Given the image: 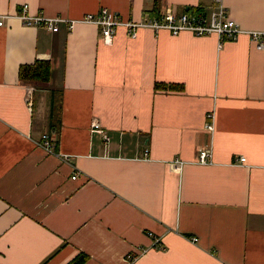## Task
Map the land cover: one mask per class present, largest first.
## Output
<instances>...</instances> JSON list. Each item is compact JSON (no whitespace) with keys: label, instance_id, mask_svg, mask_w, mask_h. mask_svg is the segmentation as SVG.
Listing matches in <instances>:
<instances>
[{"label":"crops","instance_id":"crops-1","mask_svg":"<svg viewBox=\"0 0 264 264\" xmlns=\"http://www.w3.org/2000/svg\"><path fill=\"white\" fill-rule=\"evenodd\" d=\"M224 2L244 30L264 31V0ZM214 5L0 0V264H264V49L124 28L106 45L79 21ZM24 6L66 21L27 26ZM36 61L50 63L48 81L21 80ZM200 150L212 164H196Z\"/></svg>","mask_w":264,"mask_h":264},{"label":"built area","instance_id":"built-area-1","mask_svg":"<svg viewBox=\"0 0 264 264\" xmlns=\"http://www.w3.org/2000/svg\"><path fill=\"white\" fill-rule=\"evenodd\" d=\"M215 7L207 13L198 9H188L187 11H178L173 8H168L162 15L158 17H145L141 21H128L122 19V17L108 8H102L98 13L88 14L83 17L81 22L92 23L101 29V40L104 44L110 45L113 43L115 36L120 28L126 29L128 36L131 39H136L141 30L147 29L158 34L162 31L170 33L173 37H177L182 33H190L198 38L204 37H217L220 41V45L228 41H238L242 36H248L258 50L264 49V31L244 30L236 21H234L228 8L225 5L224 0H215ZM26 11L24 6L21 10L22 14L17 15L16 18L22 20L27 26H40L43 25L49 31L58 32L59 25L66 20L54 17L49 18L44 15L29 16L23 12ZM8 17L0 16V26L4 24V19ZM79 21H68L73 25ZM212 117V116H211ZM96 132L100 134L106 142H109V136L103 128H100L97 122L94 123ZM208 130L213 132L214 125L211 123ZM47 153H55V144L51 136L45 135L43 140L39 144ZM240 164L246 165L247 159L241 157L239 159ZM213 163V157L211 153L200 150L196 164L210 165ZM187 165L186 161L176 160L171 163L172 167L176 169H182ZM153 237V235H151ZM155 246L160 247V240L155 238ZM133 259L130 263L134 264Z\"/></svg>","mask_w":264,"mask_h":264},{"label":"trees","instance_id":"trees-1","mask_svg":"<svg viewBox=\"0 0 264 264\" xmlns=\"http://www.w3.org/2000/svg\"><path fill=\"white\" fill-rule=\"evenodd\" d=\"M158 3V0H156ZM192 10V9H191ZM164 12V11H163ZM163 12H160L154 8L150 17H158L162 15ZM51 75V65L48 61H36L34 64L26 65L21 67L20 70V77L21 80L26 82H46L50 78ZM157 88H165L161 87L160 85ZM87 261V256H79L77 259L73 260L71 264H84Z\"/></svg>","mask_w":264,"mask_h":264}]
</instances>
